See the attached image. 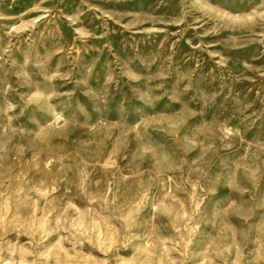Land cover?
<instances>
[{
  "label": "rangeland",
  "instance_id": "rangeland-1",
  "mask_svg": "<svg viewBox=\"0 0 264 264\" xmlns=\"http://www.w3.org/2000/svg\"><path fill=\"white\" fill-rule=\"evenodd\" d=\"M7 90L0 264H264V0H0Z\"/></svg>",
  "mask_w": 264,
  "mask_h": 264
},
{
  "label": "bare ground",
  "instance_id": "bare-ground-1",
  "mask_svg": "<svg viewBox=\"0 0 264 264\" xmlns=\"http://www.w3.org/2000/svg\"><path fill=\"white\" fill-rule=\"evenodd\" d=\"M37 87H38V84H37ZM11 95H12L11 90H7V91L3 92L2 95H0V96L5 98V99H10ZM50 101H51L50 98L46 97V98L42 99L41 102H38L36 104H30L28 102H25L23 104L25 109L21 110L20 113L18 112L17 107H14L13 105H11V107L8 110H6V113L4 115L0 114V119H2V117H4V116H11V115L14 116V118L9 121L7 130H3V133H5V136L0 135L1 143L4 144L5 147H7L8 144L11 143L13 137H17L19 140L23 135L24 136L28 135L27 131L20 132L19 130L12 129V127L16 123H20V128H24V130L29 125L31 126L32 124H27L26 122L23 121L24 117L27 115V113L29 111H30L31 115H33L32 117H35L36 120H38V126H40L44 121L49 120V119H47V116H46L47 114L43 111L40 112L39 108L46 107V105L48 103H50ZM45 110H47V108ZM48 111L53 112V114L51 116L54 117L55 122H58L60 120L61 114H58V112L54 108H50V109H48ZM16 156L19 158V155H16Z\"/></svg>",
  "mask_w": 264,
  "mask_h": 264
}]
</instances>
